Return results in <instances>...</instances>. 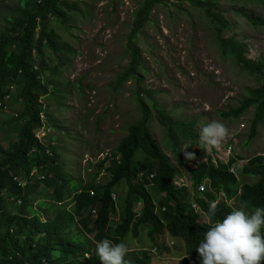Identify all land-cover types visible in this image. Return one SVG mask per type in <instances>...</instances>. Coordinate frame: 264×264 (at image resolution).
<instances>
[{
  "label": "trees",
  "instance_id": "trees-1",
  "mask_svg": "<svg viewBox=\"0 0 264 264\" xmlns=\"http://www.w3.org/2000/svg\"><path fill=\"white\" fill-rule=\"evenodd\" d=\"M178 1L204 14L203 20L211 25L209 27L222 55L234 58L239 65L251 67L256 75L262 77L261 85L251 91L249 97L243 98L238 108L221 113L225 118L231 115L234 120L250 108H256L246 144L254 139L258 125L264 122V59L248 60L245 56L246 46L234 35L224 36L232 24L220 9V3L230 1L235 14L246 17L251 26L262 27L264 19L252 12L250 14L248 6L264 4V0ZM20 2V6L6 15L0 25V113L7 112L6 101L13 95L15 87L14 100L23 102L17 114H4V124L10 128L7 136L11 139L10 135H13L14 138L13 146L6 147L0 142V264H100L96 254L97 243L103 239H109L114 244L125 242L130 234L134 237L141 235V229L145 227L149 229L148 237L151 240H160L165 233L183 240L188 256L179 264H202L197 247L205 232L234 209L228 205L229 199L239 197L238 200L250 212L256 207H264V156L253 157L240 169L241 175L259 179L253 184L243 182L230 171L237 159H243L239 155L230 154L228 163L220 160L215 163L209 159L194 162L191 166L190 160L182 155L184 158L180 164L193 181L191 196L186 187L180 189L175 186L174 180L181 178V170L163 152V146L155 139L148 122L155 109V116L163 126L166 139L170 136L175 141L172 146L176 152L180 149L181 138L178 135L186 130L184 126L193 130L197 122L174 120L170 112L157 106L150 90L139 87L137 103L141 117L128 126L127 134L120 139L114 156L106 158L112 164L108 167V180L103 184H85L77 179L74 184L73 175L63 172L65 165L60 151H56V145L52 143L54 138H50L46 145L37 137L35 129L44 126L43 115H46L49 123L53 122L41 98L47 95L62 96L59 86L50 89L57 71L56 67L47 63L45 49L51 48L56 54L58 67L66 68L70 47L61 46L56 25L69 27L73 15L85 14L82 10L84 2ZM163 2L143 0L137 9L128 40L131 62L118 76V84L130 77L140 81L137 72L141 65L140 55L132 47V42L144 29L154 7ZM42 72L44 75L45 72L51 73V76L46 73L44 77ZM18 124L19 129H16ZM35 169V175L41 180L44 177V187L51 192L47 197L41 194L34 208L30 202L35 200L33 180L36 179L30 173ZM123 180L127 185L125 194L118 189ZM23 181L27 182L25 186L22 185ZM152 184L154 187L150 189ZM201 186L204 190L200 189ZM19 200L21 204L16 207ZM139 202H142V207L137 211ZM212 202H217L214 217L208 214ZM13 204L16 206L10 209ZM194 204L199 206L200 212L207 214V222L200 221V212L195 210ZM118 207L121 208L119 214ZM37 208L52 213L45 223ZM93 214H96V220H92ZM115 216L120 217L112 228L109 223ZM89 234H94V244H91ZM54 251L58 252L57 256H54ZM127 257L132 259L128 260ZM125 260L128 264H149L150 256L148 252L141 251L126 255Z\"/></svg>",
  "mask_w": 264,
  "mask_h": 264
},
{
  "label": "rangeland",
  "instance_id": "rangeland-1",
  "mask_svg": "<svg viewBox=\"0 0 264 264\" xmlns=\"http://www.w3.org/2000/svg\"><path fill=\"white\" fill-rule=\"evenodd\" d=\"M163 1L154 7L144 29L132 42L141 60L137 69L141 77L139 82L134 77L126 78L121 84L117 80L131 62L128 40L135 14L143 0H81L84 2L82 10L85 14L73 15L69 27L56 25L61 46H69L70 55L66 68L60 69L55 52L49 47L45 49L47 63L56 67L57 71L53 75L55 80L50 89L59 86L62 96L58 98L56 95H47L41 98L53 122L49 123L46 115H43L44 126L35 129L37 137L46 145L50 138H54L52 143L56 145V151H60L65 165L63 172L73 175L74 184L77 179L85 184H103L108 180V167L112 165L106 158L114 156L120 139L127 134L128 126L141 117L137 103V92L141 87L150 90L157 106L170 112L174 120L197 122L193 130L184 126L186 130L178 135L181 140L177 152L172 146L175 141L170 136L166 139L163 126L155 116V109L148 122L155 139L162 144L163 152L181 170V178L174 180L177 188L186 187L193 195L191 176L180 164L184 151L198 153H195L194 160L189 161L190 166L209 157L226 162L228 144L233 145L232 155L243 158L234 165L238 177L243 182L256 184L259 179L241 175L240 169L253 157L264 156V122L258 125L254 139L245 144L256 108H250L234 120L231 115L225 118L221 113L238 108L240 101L249 97L251 91L261 85L262 77L256 75L251 67L239 65L234 58L222 55L214 40L213 30L209 27L211 25L203 20L204 14L201 11L187 3L181 4L178 0ZM20 4V0H0V25L5 16L13 13V9ZM232 7L230 1L220 3V9L232 24L224 36L234 35L241 41L246 46L245 56L248 60L254 62L261 57L264 59V26H251L246 17L235 14ZM248 9L250 14L252 12L264 19V4L249 5ZM46 73L51 76V73ZM15 91L16 87L6 101L7 112L0 113V142L6 147L13 146L14 138L13 135H10L11 139L7 136L10 128L4 124L5 115L17 114L23 107L22 101L14 100ZM213 120L225 124L231 135L219 149L204 152L198 147L199 133L203 126ZM19 125L15 128L19 129ZM35 173L36 170L30 173L36 179L33 180L35 200L30 202L34 208L41 196L47 197L51 192L44 187V177L41 180ZM26 184V181L22 182L23 186ZM153 187V184L149 186L150 189ZM118 189L123 194L127 192L125 180ZM238 199H229L228 205L251 213ZM21 200L16 202L17 206H10V209L20 206ZM193 206L200 212L198 205ZM141 207L142 202H139L137 211ZM37 209L45 223L52 213ZM120 209L118 207V214ZM119 217L111 218L109 224L112 228ZM96 219V214H93L92 220ZM200 221H208L207 214L202 211ZM148 230L145 227L141 229V235L134 237L130 234L126 237L123 243L129 248L128 254L146 251L151 258L150 264H179L188 256L181 238L165 233L157 242L148 237ZM93 235H88L92 238H89L91 244L95 242ZM155 244H158V251L153 249ZM57 255L58 252H55L54 256ZM127 259L131 260L132 257Z\"/></svg>",
  "mask_w": 264,
  "mask_h": 264
},
{
  "label": "clouds",
  "instance_id": "clouds-1",
  "mask_svg": "<svg viewBox=\"0 0 264 264\" xmlns=\"http://www.w3.org/2000/svg\"><path fill=\"white\" fill-rule=\"evenodd\" d=\"M230 135V129L225 124L213 120L201 128L198 147L204 152H211L213 148L219 149ZM232 147L231 144L226 146L229 154L227 161L223 163L229 162ZM184 157L186 160H194L196 154L184 151ZM209 159L215 163L218 161L211 157L204 161ZM238 160L243 159H237L230 168L237 177L238 171L235 170L234 165ZM200 189L204 190V187L201 186ZM216 212L217 202L210 203L209 216L214 217ZM153 249L158 251V244H155ZM128 252L129 248L123 242L114 244L109 239H103L96 245L100 264H128L125 260ZM197 252L202 264H264V207H256L251 213L243 208L233 209L225 218L214 223L205 232Z\"/></svg>",
  "mask_w": 264,
  "mask_h": 264
},
{
  "label": "bare ground",
  "instance_id": "bare-ground-1",
  "mask_svg": "<svg viewBox=\"0 0 264 264\" xmlns=\"http://www.w3.org/2000/svg\"><path fill=\"white\" fill-rule=\"evenodd\" d=\"M182 187V186H181ZM95 216V215H94Z\"/></svg>",
  "mask_w": 264,
  "mask_h": 264
}]
</instances>
